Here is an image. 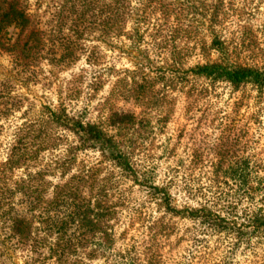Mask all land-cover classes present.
Here are the masks:
<instances>
[{
	"label": "trees",
	"instance_id": "1",
	"mask_svg": "<svg viewBox=\"0 0 264 264\" xmlns=\"http://www.w3.org/2000/svg\"><path fill=\"white\" fill-rule=\"evenodd\" d=\"M174 1L179 5L177 10H167L160 1L152 0H136L135 6L132 0H34L32 8L29 0H0V39L7 37L9 29L15 31L13 40L6 42V51L22 69L40 60L61 62L66 67L84 52L80 40L92 30H97L96 39L103 43L124 37L133 43L166 47L169 44L164 43L176 31L183 33L181 42L187 43L193 38L186 30L190 20H180L181 30L171 25L170 14L181 13V8L189 14L198 10L203 13L209 47L218 53V61L187 66L176 56L134 60L130 69L123 70L126 77L112 83L104 102L130 101L145 113L144 110H160L168 102L170 105V94L181 92L184 107L189 109L196 105L192 89L185 90L189 78L223 82L233 89L246 84L257 91L264 89V67L231 61V51L239 53L245 45L227 44L222 39L215 3ZM138 6L140 9H136ZM130 21L131 34L124 31ZM262 28L264 31V24ZM10 111L0 107V117ZM136 122L133 112L110 109L106 117L109 129L132 128ZM227 124L228 133L240 130L228 121ZM58 131L72 136L73 143L68 144L64 159L43 165L40 161L44 154L58 148L62 137ZM222 141L220 138L213 147L218 167L229 159ZM87 150L96 151L103 161L119 169L164 212L180 214L214 233L224 234L225 246L215 264H232L235 254L241 256L251 249V238H259L264 244V208L240 206L243 217L237 218L236 206L245 197L234 199L236 191L227 183L244 186L248 167L245 159L231 157L234 167L222 173L227 179L218 180L217 172L211 174L208 181L212 188L208 187L207 199L196 197L201 200L198 207L175 209L165 187L156 185L150 176L136 173L114 136L59 104L56 108L42 107L33 119L15 125L0 157V264H16V259L19 264H90L94 259H102L103 264H159L158 249L151 251L148 245L156 238L155 229H165L157 224L149 227L148 238L139 244L133 241L123 247L115 245L119 239L110 231L115 205L109 199V179L100 175L101 162L72 168L75 153ZM55 173L58 181L51 185L47 177ZM192 240L201 244L203 238L193 234L189 237ZM185 260L183 264H187Z\"/></svg>",
	"mask_w": 264,
	"mask_h": 264
},
{
	"label": "rangeland",
	"instance_id": "2",
	"mask_svg": "<svg viewBox=\"0 0 264 264\" xmlns=\"http://www.w3.org/2000/svg\"><path fill=\"white\" fill-rule=\"evenodd\" d=\"M152 1H160L167 10L179 8L174 0ZM33 2L29 0L30 8ZM135 2L132 0V5L135 6ZM208 2L215 3L221 20L222 39L227 44L245 45L239 53L230 50L231 61L237 65L264 67V0ZM136 9H140L139 6ZM182 18L190 20L186 30L193 38L187 43L181 42V31L171 33V38L164 43L169 44L166 47L154 48L124 37L103 43L96 39L97 30H92L80 40L84 52L66 67L60 65L61 62L50 64L47 60H40L28 69L20 68L6 51V42L12 41L15 33L9 29L7 37L0 39V107L11 110L0 117V157L15 125L33 119L42 107L56 108L61 104L82 121L94 123L114 136L129 156L136 173L150 176L156 185L165 187L175 209L198 207L201 200L196 197L207 199V190L211 187L208 178L217 172L218 180L227 179L222 173L234 167L231 157L245 159L248 165L244 186L227 181L236 191L234 199L245 197L236 206L237 218L243 217L239 213L240 206L264 208V89L257 91L249 84L233 89L223 82L209 83L201 78H189L185 90L191 88L196 97V105L189 109L184 107L181 92L170 94V105L168 102L160 110H144L145 113L130 101L112 99L107 104L104 102L112 83L126 77L123 70L130 69L134 60L147 57L156 61L176 56L185 60L187 66L218 61V53L209 47L203 13L196 10L189 14L181 8V13H171L169 20L171 25L183 30L180 26ZM130 24L131 21L124 31L131 34ZM110 109L133 112L136 124L132 128L109 129L106 117ZM227 121L240 130L226 132L225 127L230 125ZM58 133L62 135L58 148L44 154L40 161L43 165L64 159L68 144L73 143L72 136L63 131ZM220 138L229 159L218 167L213 159V147ZM99 162L100 175L108 177L109 199L115 205L110 231L119 239L116 246L121 244L123 247L133 241L139 244L148 238L149 227L157 224L165 229L163 232L155 229L156 238L148 245L151 251L158 249L159 264H183L185 258L187 264L216 263L225 246L224 234L214 233L180 214L164 212L119 169L103 161L96 151H77L72 168H87ZM47 179L51 185L57 183V173ZM193 234L197 238L202 236L201 244L189 241ZM249 246L251 249L243 255L235 254L232 264H264L262 240L251 238ZM15 262L19 264L18 259ZM90 264H103V261L94 259Z\"/></svg>",
	"mask_w": 264,
	"mask_h": 264
}]
</instances>
